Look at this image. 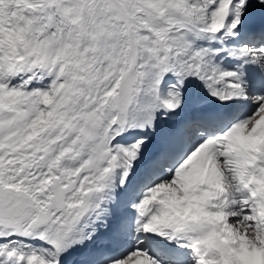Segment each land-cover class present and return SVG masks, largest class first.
<instances>
[{"label": "snow or ice", "instance_id": "1", "mask_svg": "<svg viewBox=\"0 0 264 264\" xmlns=\"http://www.w3.org/2000/svg\"><path fill=\"white\" fill-rule=\"evenodd\" d=\"M0 264H264V0H0Z\"/></svg>", "mask_w": 264, "mask_h": 264}, {"label": "bare ground", "instance_id": "2", "mask_svg": "<svg viewBox=\"0 0 264 264\" xmlns=\"http://www.w3.org/2000/svg\"><path fill=\"white\" fill-rule=\"evenodd\" d=\"M178 119V118H177Z\"/></svg>", "mask_w": 264, "mask_h": 264}]
</instances>
